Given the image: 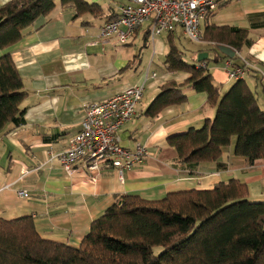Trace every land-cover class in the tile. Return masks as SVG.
<instances>
[{
	"label": "crops",
	"instance_id": "0c3cea01",
	"mask_svg": "<svg viewBox=\"0 0 264 264\" xmlns=\"http://www.w3.org/2000/svg\"><path fill=\"white\" fill-rule=\"evenodd\" d=\"M7 1L0 0V6ZM86 1L99 6L98 16L88 12L76 17L73 6L54 0L52 11L24 28L16 43L0 48V56H11L27 93L20 105L24 109L22 122L8 123L0 131V218L31 216L41 238L77 247L91 221L121 194L160 200L169 192L209 190L219 182L237 179L247 184L250 200L264 201V161L250 163L233 153V145L223 148L217 161L202 162L193 169L176 160L167 138L190 127L199 128L205 118L215 114V108L206 103L205 92L184 86L186 101L167 106L153 117L145 114L163 83L171 79L182 83L190 76L168 71L164 63L168 36L175 42L176 37L187 38L182 29L151 39L149 25L145 24L128 43L120 44L115 37L103 39L100 29L126 1ZM221 1L218 9L205 17L202 31L206 25L247 31V39L238 51L234 50V56L248 58L260 69H254L263 86V90L258 89L257 101L264 110V0ZM193 42L207 44L206 51L213 52L211 44ZM183 58L189 63L196 59L188 60L184 53ZM229 59L210 60L214 62L211 66L204 61L220 95L233 83L224 65ZM156 66L164 71L157 73ZM245 81L252 90L257 88L254 78L246 76ZM141 83L144 91L136 114L118 133L121 145L128 149L145 145L148 156L142 165L123 171L122 178L116 169L103 168L96 181L90 182L84 168L67 174L58 161L49 158L50 153L67 147L89 103ZM21 190L28 196L18 195Z\"/></svg>",
	"mask_w": 264,
	"mask_h": 264
},
{
	"label": "trees",
	"instance_id": "16d2710c",
	"mask_svg": "<svg viewBox=\"0 0 264 264\" xmlns=\"http://www.w3.org/2000/svg\"><path fill=\"white\" fill-rule=\"evenodd\" d=\"M60 3L73 6L76 17L88 12L98 16L101 11L86 0ZM54 5V0H9L1 5L0 48L16 43L22 30ZM246 39L242 28L204 27L203 41L211 44L215 62L227 59L217 45L238 51ZM229 60L233 66L243 64L238 56ZM196 62H187L169 35L166 69L190 76L182 83L172 79L163 83L145 109L153 117L167 106L186 101L184 86L206 93L214 116L205 118L199 128L167 138L178 163L193 169L202 162L217 161L230 145L235 155L250 163L264 161V110L257 101L258 89L263 90L261 76L246 68V76L254 78L257 88H249L244 78L233 81L220 95L212 74L206 67L196 68ZM26 96L11 56H0V131L8 123L22 122L20 105ZM248 195L247 184L237 179L219 182L209 190L169 192L160 200L121 194L91 221L77 247L41 238L31 216L0 218V264H264V201L250 200Z\"/></svg>",
	"mask_w": 264,
	"mask_h": 264
},
{
	"label": "built area",
	"instance_id": "2783aa9c",
	"mask_svg": "<svg viewBox=\"0 0 264 264\" xmlns=\"http://www.w3.org/2000/svg\"><path fill=\"white\" fill-rule=\"evenodd\" d=\"M119 6L114 18L106 20L100 29L103 39L115 37L120 44L128 43L141 26L148 24L151 39L164 32L181 28L192 41H203L201 25L208 14L216 11L221 0H125ZM242 66L225 62L227 78L231 81L244 79L246 68L258 69L251 61L240 57ZM204 62L195 64L196 68L205 67ZM264 75V73L262 72ZM154 75V74H153ZM143 84L130 85L123 90L98 102L89 103L80 127L59 152L50 153L49 158L58 161L67 174L77 168H84L90 182L96 181L103 168H114L120 178L125 170L142 165L148 156L143 144L134 149L121 145L119 129L133 118L143 96ZM20 196H28L26 191H18Z\"/></svg>",
	"mask_w": 264,
	"mask_h": 264
},
{
	"label": "rangeland",
	"instance_id": "374dc122",
	"mask_svg": "<svg viewBox=\"0 0 264 264\" xmlns=\"http://www.w3.org/2000/svg\"><path fill=\"white\" fill-rule=\"evenodd\" d=\"M159 36H157L156 38H158ZM163 36L164 35H162L160 37H163ZM174 42H175V40H174ZM175 44H177L179 46L181 51L184 53V56L188 60H190L191 58L195 59L197 57V53L199 52V51H197V49L201 48L204 51H206L208 49V45L207 44L205 45V44H202V43H199V42H193V41H190L188 38H185V37H180V38L176 37ZM151 49H152V45H151V43L149 41V44H148V47H147V52L150 53ZM157 60H158V58H157ZM206 62H208V64L210 66L214 63L213 61H210V60H207ZM156 71H157V73H161L164 70H163L162 67L156 66ZM157 249L158 248H156L155 250H157Z\"/></svg>",
	"mask_w": 264,
	"mask_h": 264
},
{
	"label": "water",
	"instance_id": "95a60500",
	"mask_svg": "<svg viewBox=\"0 0 264 264\" xmlns=\"http://www.w3.org/2000/svg\"><path fill=\"white\" fill-rule=\"evenodd\" d=\"M219 52L225 54L227 57L232 58L235 54L234 49L226 45H217ZM196 60L198 62H204L206 60H213V52L201 51L197 54Z\"/></svg>",
	"mask_w": 264,
	"mask_h": 264
}]
</instances>
